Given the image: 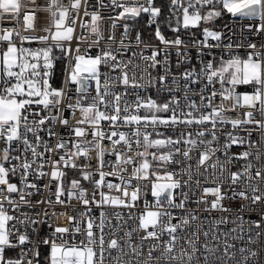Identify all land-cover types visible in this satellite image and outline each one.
I'll use <instances>...</instances> for the list:
<instances>
[{"label":"built area","instance_id":"1","mask_svg":"<svg viewBox=\"0 0 264 264\" xmlns=\"http://www.w3.org/2000/svg\"><path fill=\"white\" fill-rule=\"evenodd\" d=\"M160 0H153V7H159L161 9V14L156 18L155 22L150 23L152 18L148 13H141L135 19H115L119 12L122 11L120 8H113L111 5V0H103L106 7H100V0H81V7L78 12L71 9V3L73 0H62V4L65 8L69 9V19L66 21V25H70L74 28L71 41H61L60 43L65 49H71V53L67 54L62 52L60 48L55 47V42L51 40V33L47 32L46 29L51 27L52 18L50 12L46 10L47 5L50 0H35V3H31L30 0H22L23 7L21 9L18 18H13L10 14H5L3 19H0V35L3 34L4 30H13L15 32L11 38L12 42L19 47H24L31 49L33 51L52 46L53 52L51 55L55 57L53 74L49 78L50 83L55 88L65 87L68 97L71 99L65 100L60 105V111L57 114L56 110L53 109L51 113L48 110L43 109L42 105H32V109L39 112L41 116L47 115H58L59 118L67 119L69 125L65 126L59 122V119L55 123L49 122L44 127L52 128L56 135L49 136L47 131H41L39 133L41 139L49 145V147L55 148L58 140L63 138L64 140L72 139L77 140L74 134L71 132L72 128L75 127H85L86 129L90 126L88 125H78L76 122L82 119V114L78 109L73 110L67 107L68 104H75L77 100L76 85H65V76L71 67L75 63V56L86 55V56H96L101 54L102 50H112L114 54L117 55L118 59H122L124 63H128L129 60L132 65H139L140 68L136 69L137 79L141 76L140 69H147L144 75V82H147L148 72L151 76L156 78L155 88L159 93L161 101H156L157 104H163L168 102L173 97L177 98L180 102V106L184 107L190 101H195L200 110L194 112L195 116H199L201 112L209 113L211 108H206L202 106L201 95L208 97L211 95L213 88L220 92L221 86L219 83H214L209 85L204 77L205 65L208 62H212L215 67H218L222 60H228L233 56H239L241 59H246L247 55L253 51L260 52L264 54V31L256 32L255 28L259 27L261 21L257 18H239L233 17L230 13L224 14V24L218 27L221 32V39L219 41L208 39L205 41L203 39V30H198V28L189 32L186 31L183 26L182 9L176 10L173 13L171 11L167 14L166 18H163L162 6L159 3ZM171 1V0H170ZM121 2V0H118ZM123 2L131 4L133 0H123ZM186 6V0H183ZM138 3L145 4L146 0H138ZM218 5V4H217ZM215 5V6H217ZM199 7V6H197ZM213 5H207L201 9L206 10ZM35 10V19L33 22V29H26V23L23 20L25 13L30 10ZM87 11L89 15L85 16L84 12ZM191 12L192 9H189ZM99 12L102 19L98 21L99 33L97 36L91 32V13ZM177 18L180 20V24L177 25ZM75 20V24H71L72 20ZM115 22L116 27L113 28L112 25ZM83 24L88 25V27H82ZM128 26L127 34L125 35L124 26ZM249 25L253 28L249 29ZM159 27L161 34L168 41H173L179 37L182 44L179 46L175 45H165L163 44L155 35L156 29ZM179 28L178 31H173V28ZM54 32L55 29L53 28ZM15 33H19L16 35ZM49 36L47 42H40L37 40H21L22 37H40ZM137 35L140 37V41L137 42ZM113 37V39H109ZM143 37L145 39H143ZM98 40V43H93V41ZM121 40H123V46H121ZM205 42L207 45H218L216 47L201 46V43ZM227 44H232V48L228 49L225 47ZM249 44H255L256 49H251L248 47ZM8 46V42L0 41V54L5 51ZM77 48L79 51L77 52ZM120 49L117 53L116 50ZM153 51H157L159 54L156 59L158 61L164 62L166 58V64L161 63L157 65L156 68H149L148 65L151 63L148 60H143L140 57H148L152 55ZM179 53V55H178ZM135 54V55H134ZM264 58V56H262ZM41 59V63H42ZM111 63H115L112 61ZM165 68L168 69V74L164 81L163 86L159 83V77L165 75ZM185 72L193 73L191 79H186L184 77ZM101 73V86L103 90L104 78L107 76L109 78V87L112 93L120 94L124 92V86L119 83H112V78L120 76V70L112 71L110 65L100 66ZM175 81V82H173ZM196 81V82H193ZM187 86V87H186ZM227 87H230L226 85ZM70 89V90H69ZM171 89V91H169ZM153 87H146L142 89H128V95L124 97L129 104L136 99L135 93L147 100L149 97L155 100L152 96ZM254 91V85L252 84H238L235 86V92L237 94H251ZM95 82H90V86L87 93V98L81 100L83 106H87L91 102V97L95 96ZM188 97V100L185 99ZM111 100L112 97H107ZM124 99L121 100V105L123 106ZM206 104L207 101H204ZM213 106H220L221 104L226 109L222 113L224 117L228 120L232 119H245V113L250 109L246 107H237L232 110L231 100H222L221 96H217L213 99ZM100 110H104V106H100ZM187 111V109L185 108ZM111 112V109H108ZM142 109L139 114H141ZM123 115V113H122ZM171 112L165 114L164 117L170 116ZM29 119H32L30 116ZM253 119L261 121L264 123V113L253 112ZM101 129L106 133L112 130H117L131 134L135 131V125L125 126L122 123L118 125L117 128L113 129L108 121H102L100 125ZM212 129L211 123L204 125L192 124L191 126H185L183 124L177 126H161L156 129V131L163 134L162 137H171L172 139H177L180 137L181 132L191 133L190 137H185V139L196 140V145L181 143L175 146H166L159 151L160 154H167L168 152H174L175 147L181 149L180 153H175L173 155V162L165 163L161 161H156L157 171L164 175L167 172L175 173V179L180 180L181 188L176 189L174 192L176 203H179L182 199V193H187L188 199L186 200L183 208H170L168 209L172 216L175 217L171 220L172 224H179L180 220L187 216L189 218L188 225H182L177 229L176 236L177 241L175 248L172 253H166L164 251L167 242L170 237L167 233L160 236L159 240L148 239L142 240L141 238L146 235V231L138 228L139 217L141 214L147 211H157L155 207L156 198L151 194V184L156 182L154 178H149L148 180H132V185L140 188L139 199L135 202V207L128 208L123 206H114L111 204H105L102 206H97L96 204H89L87 207L90 209L89 216L95 220L96 224L100 223L101 213L106 215V226L104 228L105 233V248H107V243L116 239L118 244L123 247L125 255L121 257L119 249H110L105 253L106 259L105 264H118L116 258H120L127 264H242L243 256L239 249L244 248L247 251L243 255L249 256L248 264H264V199L260 202L252 203L250 199H243L238 196H234L233 193L239 191H245L250 197L252 195L250 185H255L259 188L257 195L264 194V128L258 127L255 123L243 124L238 128H233L230 123L217 124L215 133L216 140L212 139L210 132L206 131L204 137H198L196 134L201 130ZM23 131V128L21 129ZM141 131H147L148 133H153V128L149 126L147 129L143 128L141 125ZM231 133L233 136L244 138V143L231 144L228 140V134ZM251 133V134H249ZM88 140H92V136L86 137ZM28 139L31 143L35 144L36 140L32 133H28ZM203 140L205 142L212 141L211 144L200 143ZM103 147L108 149L103 156L104 167L103 171L110 173L116 171L114 165L116 162V156L111 152L112 144L109 140L105 139L101 141ZM225 144H231L227 149ZM6 147L5 143L0 140V150ZM68 148L75 151L68 145ZM217 149L214 153L209 151V149ZM12 156H24L27 157L29 161L33 160L31 152L24 153L23 144L19 142L13 143ZM191 149L190 158L185 159L182 155L184 150ZM66 150L62 149L53 151L51 153H45L43 158H36V163L39 164L43 161H48L44 163L43 171L48 173L43 177L36 174V164H33V172L27 176V182L30 184H36L37 189L24 188L21 183V172L18 169L15 175L10 174L8 179L10 183L17 185L19 189L24 190L25 193H32L31 195H26V199L29 201L27 204H19L16 210H13V206L4 200L5 197L11 195L13 199L19 202V195L17 193H8L6 186L0 185V189H4L0 192V200H3L4 207L7 209L10 215H13L19 219L24 218V214L28 217L38 218L40 220H46L47 223L39 225L37 228L38 235H33L31 233V225L27 226V231L29 232L30 238L33 240V244H26L23 247H35L39 244L41 239H53L54 230L57 226H67L68 221L65 216L60 215V213H66L67 215H78L81 211L85 210V206L75 197L69 199L67 193L71 189V182L77 180L80 182V188L84 189L87 194V198L91 201L93 197V192H95V200L99 201L101 199L100 192H104L110 197H121L123 199L122 193L115 189H108L103 186L99 189L96 188L94 181L99 180V159L98 153L93 150L89 153L91 159L80 156L75 159L76 167L60 165V170L65 173L62 177V185L64 189V195L61 199L65 201L64 204L55 203L56 200V190L57 185L61 181L51 179L52 160H58L60 155H63ZM117 152H122L126 156L133 157L135 160L134 164L122 165L125 169L121 173L125 178L131 176L133 168L138 167L141 158L137 155L138 152L144 151L142 147H137L133 144L131 150L125 147L123 144L116 146ZM249 152L250 155L247 159L238 158L241 153ZM37 152H44L43 147H38ZM208 152L209 159L201 166L199 165V160L201 154ZM259 155V159H257ZM175 161H179L176 163ZM20 161L12 160L11 164L5 163V167H11L12 165L19 164ZM252 165L249 169L250 175L253 177L249 179L247 176L242 177V179L235 185H231L229 180V174L232 172H243L245 167ZM215 165V167H213ZM221 165H223V181H221ZM259 170L261 172L260 177H255V172ZM93 173L89 180L83 179V172ZM191 175V179H189ZM105 180L112 183H121L118 176H106ZM187 181V186L184 182ZM197 181L199 183H197ZM160 183H166L167 181H159ZM48 187H45V186ZM220 186L222 192L228 193L227 198L221 201V204L226 211L221 209H211V202L215 199L211 194L205 195V188H213ZM123 187V185H122ZM132 187H129V192H131ZM51 200L53 203L48 204L47 201ZM37 201H44V203H37ZM202 201H206L202 202ZM164 207L167 208V203H164ZM47 212V216H45ZM117 213L120 218H117ZM195 216L196 219H192ZM242 217V221L238 220L237 217ZM221 219L227 220V223L216 224L215 221ZM18 220L9 222V226L16 224L17 228L21 232L26 230L24 225L18 223ZM254 222H261L260 227L256 228ZM243 225V230H241L240 225ZM235 229V231H232ZM153 230L151 227L147 231ZM159 234V228L156 229ZM94 232L99 235V230L94 228ZM195 232L198 236H193ZM204 232L208 235L205 237ZM259 232L261 235L257 236L256 233ZM127 233H131L129 237ZM67 237V234H66ZM213 237H216L215 239ZM77 240L82 239V237L77 236ZM59 242V241H57ZM234 245L228 251V255L225 256L224 246L225 244ZM155 245V248H153ZM193 245L195 246V252H193ZM207 245V249H205ZM40 248L46 249V254L48 255L49 246L39 245ZM133 247H137L140 255H137L132 251ZM152 251V256L149 258L148 253ZM255 251L257 253L256 257H251L250 252ZM20 249H9L6 253L7 257L18 258ZM109 252L111 253L109 255ZM188 255H192L193 259L189 262L187 259ZM234 254V255H233ZM169 256H176L181 259L171 260L168 259ZM205 256L208 257L205 260ZM223 257L221 260L220 258ZM231 257V259H229ZM35 264V262H34Z\"/></svg>","mask_w":264,"mask_h":264},{"label":"snow or ice","instance_id":"2","mask_svg":"<svg viewBox=\"0 0 264 264\" xmlns=\"http://www.w3.org/2000/svg\"><path fill=\"white\" fill-rule=\"evenodd\" d=\"M31 3H35V0H30ZM87 0H85V3ZM221 5V7L216 10H209L207 14L202 15L201 9L207 5ZM111 5L113 8H120L122 11L119 12L115 19H135L141 13H148L152 20L150 23L155 22L156 18L160 16L161 9L159 7H153V0H146L145 4L138 3V0H133V3L128 4L123 2H118V0H111ZM199 6V7H197ZM23 7L22 0H0V19L4 18L5 14H10L13 18H18ZM81 7V0H73L71 3V9L76 12L79 11ZM100 7H106L103 0H100ZM171 8L173 13L176 10L182 9L183 22L182 26L184 29L189 27L199 26L201 21H211L216 17H220L222 12L226 11L230 13L233 17L239 18H257L261 21L259 27L255 28L256 32L264 31V0H186V6L183 0H171ZM189 9H192L190 12ZM46 10L50 12L52 18L51 27L46 29L47 32L51 33V40L55 42L54 46L60 48L62 52L67 54L71 53V49H65L60 43L61 41H71L74 28L70 25H66V21L69 19V9L65 8L62 4V0H50L47 5ZM87 16L89 13L84 12ZM35 19V10H30L25 13L23 20L26 23V29H33V22ZM102 19L99 12L91 13V32L100 35L98 21ZM76 21L73 19L71 24H75ZM180 24L179 18H177V25ZM82 27H88V25L83 24ZM113 28L116 27L115 22L112 25ZM249 29L253 26L249 25ZM55 29L53 32L52 29ZM179 28H173V31H178ZM125 35L128 31V26H124ZM205 41L210 37L213 40L219 41L221 35L215 31H211L208 28L204 30ZM15 32L13 30H4L3 34L0 35V41L8 42L7 50L0 54V140H2L6 147L0 150V185L6 186L8 193H17L19 195V202L10 196L5 197L7 203L13 206V210H16L19 204H27L29 201L25 198L26 195H31L32 193H25L24 190L19 189L16 184L9 182V175H15L19 169L21 172V183L24 188L37 189L36 184H30L27 182V176L33 172V164H36V174L40 177L48 175L43 171L44 163L48 161H43L39 164L36 163V158H43L45 153H51L53 151L66 150L63 155L59 156L58 160H52V171L50 173L52 180L61 181L57 185V190L55 193L57 204H64L65 201L61 199L64 195V189L62 185V177L65 175L63 171L60 170V165L64 166L71 165L76 167L75 159L80 156H85L89 159V153L95 150L98 153L99 159V180L94 181L97 189L106 186L108 189H115L122 193L123 199L121 197H110L104 192H100L101 199L99 201L95 200V192H93L92 200L87 198L86 191L80 188V182L73 180L71 182V189L68 191L67 195L69 199L75 197L85 206V210L81 211L78 215H67L66 213H60V215L65 216L68 221L67 226H57L54 230L53 239H41L39 244L35 247L24 248L26 244H33V240L30 238L29 232L27 231V226L31 225V233L33 235H38L37 228L41 224L47 223L46 220H40L38 218L28 217L24 214L23 219H19L13 215H10L7 209L4 207L3 200H0V264H41L40 247L39 245H48L49 252L46 257L47 264H105V253L110 249H119L121 257L125 255L123 247L120 246L116 239H112L107 243V248H105V233L104 228L106 226V215L101 213L100 223L96 224L95 220L89 216L90 209L87 207L90 203L96 204L97 206H102L105 204H111L114 206H123L132 208L135 207V202L139 199L140 188L132 185V180H148L149 176H155V181L151 184V194L156 198L155 207L157 211H147L141 214L139 217L138 228L146 231V235L142 237V240L155 239L159 240L160 236L167 233L170 240L167 242L164 251L166 253H172L175 248L177 241V236L175 235L177 229L182 225L189 224V218L185 216L180 220L179 224H172L171 220L175 217L168 210L170 208H183L186 200L188 199L187 193H182L183 199L176 203L174 192L176 189L181 188V182L175 179V173L167 172L164 175H159L155 172L150 173V162L147 159L150 153L149 148H163L166 146H175L181 143H187L196 145L197 141L192 139H185V137H190L191 133L181 132L180 137L177 139H172L171 137L150 139L153 133H148L147 131H141V125L143 128L147 129L149 126L153 128V132L157 137H162L163 134L156 131L158 127L164 126H177L183 124L185 126H191L192 124L204 125L211 123L212 129L201 130L196 135L198 137H204L206 131L210 132L212 139L216 140L215 129L217 124L230 123L232 127L238 128L243 124L255 123L258 127L264 128V123L261 121L253 119V112L264 113V54L260 52L253 51L247 55L246 59H241L239 56H233L228 60H222L218 67L210 61L205 65L204 77L209 85L214 83H219L221 90L219 93L213 88L210 96L204 97L201 95V103L203 107L211 108L209 113L201 112L197 117L193 113L200 110V106L196 104L195 101H190L184 107L180 106V102L177 98L173 97L168 102L163 104H157L155 100L150 97L145 100L139 93H135L136 99L130 105L129 102L124 99L128 95V89L131 88L135 92L136 89H142L146 87H154L156 84V78L151 76L148 72L147 82H144L143 73L147 69H140L141 76L137 79L136 69L140 68L139 65H129L132 61L129 60L128 63H124L122 59H118L117 55L113 53L112 50H102L101 54L96 56H86L79 55L75 56V63L71 67L70 71L67 72L65 76L64 84L76 85L77 100L76 103L68 104L67 107L73 110L78 109L82 114V119L78 120L76 123L78 125H88L89 128L85 127H75L71 129L77 140H64L61 138L55 145V148L49 147L47 142L43 141L39 135L41 131H47L49 136L56 135L52 128H45L44 126L49 123H55L57 119L59 122L65 126L69 125L67 119L59 118L58 115H47L41 116L39 112L32 109V105H42L43 109L48 110L49 113L53 109L56 110L57 114L60 111V105L71 97H68L65 87L55 88L49 81V78L53 74L54 60L56 59L51 55L53 52V47H45L38 50H31L24 47H19L12 42L11 38ZM19 35V33H15ZM156 37L166 46L171 44L179 46L182 41L177 37L173 41H168L161 34L159 27H157L155 32ZM113 39V37H109ZM137 42L140 41L139 35L136 37ZM21 40H37L40 42H47L49 36L40 37H22ZM93 43H98V40L93 41ZM121 46H123V40H121ZM201 46L216 47L218 45H207L205 42L201 43ZM226 48L231 49L232 44L225 45ZM249 48L256 49L255 44H249ZM79 49L77 48V52ZM117 53L120 49L116 50ZM159 53L153 51L151 56L140 58L143 60H148L151 63L148 65L149 68H156L157 65L164 63L166 64V58L164 62L158 61L156 59ZM135 55V54H134ZM179 55V53H178ZM42 59V63H41ZM115 61V63H111ZM111 67L112 71L120 70V76L112 78V83L119 82L124 86V92L120 94L112 93L109 87V78L105 76L103 83V90L101 86V65ZM168 74V69L165 68V75L159 77V83L163 86ZM193 73L185 72L184 77L186 79H191ZM90 82H95V92L96 95L91 97V102L87 106L81 104V100L87 98L88 89ZM175 82V81H173ZM196 82V81H193ZM238 84H252L254 85V91L251 94H237L235 92V86ZM226 85L230 86L227 87ZM187 87V86H186ZM70 90V89H69ZM171 91V89H169ZM219 94L222 100H231L232 110L237 107H246L250 109L245 113L246 118L232 119L228 120L222 115L226 109L221 104L220 106H213V99ZM111 96L112 99L108 100L107 97ZM124 99L123 106L121 105V100ZM188 100V97L185 96ZM204 101H207L205 104ZM104 106V110H100V106ZM111 109V112L108 109ZM187 109V111L185 110ZM146 110V114L141 116L139 114L140 110ZM171 112L170 116L162 117L158 113ZM123 113V115H122ZM32 119H29V117ZM102 121H108L110 126L115 129L120 123L125 126L135 125L136 129L131 134L112 130L106 133L101 129L100 125ZM23 128V131L21 129ZM28 133H32L35 137L36 143L33 144L28 139ZM92 136V140H88L86 137ZM251 134V133H249ZM109 140L112 144L111 152L116 156L115 169L116 171L106 173L102 169L104 167L103 156L105 152L108 151L102 146L101 141ZM228 140L231 144L241 143L243 144L244 138L233 136L231 133L228 134ZM19 142L24 146V153L31 152L33 160L29 161L26 156L22 159L21 156H12L11 152L13 149V143ZM200 143L211 144L212 141H203ZM75 149L72 151L68 148V145ZM123 144L129 150H131L133 144L137 147H142L144 151L138 152L137 155L141 158V162L138 167H134L131 176L125 178L121 173L125 171L122 165L134 164L135 160L133 157L126 156L122 152L116 151V146ZM231 144H225V148L231 146ZM38 147H43L44 152H37ZM217 149H209L211 152H215ZM191 149L184 150L182 155L185 159L190 158ZM181 149L179 147L174 148V152H168L167 154H161L159 156L156 153H151L152 159L154 161L158 160L165 163L173 162L172 158L175 153H180ZM250 155L249 152L245 151L240 154L238 158L247 159ZM209 159L208 152L201 154L199 165H203L205 161ZM259 159V155H257ZM12 160L20 161L19 164L12 165L11 167H5V163L11 164ZM179 163V161H175ZM215 167V165H213ZM252 165L245 167L243 172H232L229 174V180L231 185L237 184L242 177L247 176L249 179L253 177L250 175L249 169ZM93 173L83 172V179L89 180ZM118 176L121 183H112L105 180L106 176ZM261 172L257 170L255 172V177H260ZM191 179V175H189ZM223 165H221V181H223ZM159 181H167L166 183H160ZM197 183H199L197 181ZM187 186V181L184 182ZM123 185V187H122ZM45 187H48L47 185ZM129 187H132L131 192H129ZM252 195L249 197L245 191H239L233 193L234 196H238L243 199H250L252 203L260 202L264 199V194L257 195L259 188L255 185H250ZM4 189H0L2 192ZM204 194H211L215 199L211 202V209H224L221 201L227 198L228 193L222 192L221 187L205 188ZM167 203V208L164 207V203ZM205 202L206 201H202ZM37 203H44V201H37ZM48 204H52L51 200L47 201ZM47 216V212H45ZM117 218L119 214L117 213ZM192 219H196L192 216ZM238 220L242 221V217L238 216ZM18 220V223L24 225L26 230L21 232L17 228L16 224L9 226V222ZM227 220L221 219L215 221L216 224L227 223ZM264 222V218L262 221ZM261 222H254L255 227L259 228ZM153 230L147 231L149 228ZM241 230H243V225H240ZM94 228L99 230V235L94 232ZM159 228V234L156 229ZM232 231H235L233 229ZM67 234V237H66ZM130 237L131 233H127ZM198 236L195 232L192 234ZM203 235L207 237L208 233L204 232ZM257 236L261 233L257 232ZM80 236L82 239L77 240L76 237ZM214 239L216 237H213ZM59 241V242H57ZM234 245L225 244L224 251L225 256L228 255V251ZM19 248V257L10 258L7 257L6 253L9 249ZM155 248V245H153ZM207 249V245H205ZM195 246L193 245V252H195ZM132 251L137 255H140L137 247H133ZM243 256L242 264H248L249 256L243 255L247 250L244 248L239 249ZM111 253L109 252V255ZM187 255V259L190 262L193 257L192 255ZM234 255V254H233ZM149 258L152 256V251L148 253ZM251 257H256L257 253L255 251L250 252ZM182 258V257H181ZM176 256H169L168 259L177 260L181 259ZM118 264H127L120 258H116ZM208 257L205 256V260ZM221 260L223 257L220 258ZM231 259V257H229Z\"/></svg>","mask_w":264,"mask_h":264},{"label":"rangeland","instance_id":"3","mask_svg":"<svg viewBox=\"0 0 264 264\" xmlns=\"http://www.w3.org/2000/svg\"><path fill=\"white\" fill-rule=\"evenodd\" d=\"M220 7H221V5H217V6H214V7L209 8V9L202 10V11H201V14H202V15H205V14H207V12H208L209 10H213L214 8H215L216 10H218ZM225 13H226V11L222 12V15H221L220 17H216V18H214V19L211 20V21H201L200 24H199V26H197V27H189L188 29H185V30L191 32V31H193V30L196 29V28L203 27L202 30H204L205 28H208L209 30H211V31H215V32H217V33L220 34L221 30L218 28L219 26L217 25V23L219 22V20L221 19V17H224V14H225ZM203 39L205 40L204 31H203ZM208 39H212V38L209 37ZM208 39H207V40H208ZM207 40H206V41H207ZM6 50H7V48L5 49V51H6ZM5 51H4V52H5ZM2 53H3V52H2ZM2 53H1V54H2ZM145 114H146V110L142 109V112H141L140 115H141V116H144ZM165 114H168V112H167V113H164V112L158 113V115H160V116H162V117H164ZM151 139H158V138H157V136H153ZM163 148H164V147H163ZM160 150H162V148H159V149H157V148H149V149H148V152L150 153V155H148L147 159L149 160L150 165H151V166H150V169H149L150 173L155 172V173L161 175V174L157 171V169H156V166H157V162H156V161H157V160L154 161V160L152 159V156H151V153H156L157 156L161 155V154L159 153ZM149 178H154V179H155V176L150 175Z\"/></svg>","mask_w":264,"mask_h":264},{"label":"trees","instance_id":"4","mask_svg":"<svg viewBox=\"0 0 264 264\" xmlns=\"http://www.w3.org/2000/svg\"><path fill=\"white\" fill-rule=\"evenodd\" d=\"M159 3L161 4L162 6V14H163V18H166L167 17V14L170 13L171 11V1L170 0H160ZM224 24V17H221V19L219 20V22L217 23V25L219 27H221L222 25ZM203 27H199L198 30H202ZM143 39H145L143 37ZM152 96L153 98L155 99V101H161V98L159 96V93L158 91L156 90L155 87H153V90H152ZM46 249H43V248H40V252H41V256H40V260H41V264H47V260H46V257H47V254H46Z\"/></svg>","mask_w":264,"mask_h":264}]
</instances>
